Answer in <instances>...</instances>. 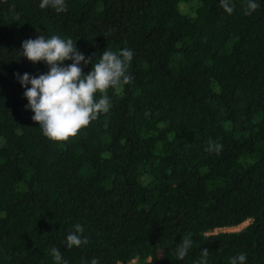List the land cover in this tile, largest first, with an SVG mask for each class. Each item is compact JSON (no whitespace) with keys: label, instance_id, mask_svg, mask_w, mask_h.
Returning a JSON list of instances; mask_svg holds the SVG:
<instances>
[{"label":"trees","instance_id":"1","mask_svg":"<svg viewBox=\"0 0 264 264\" xmlns=\"http://www.w3.org/2000/svg\"><path fill=\"white\" fill-rule=\"evenodd\" d=\"M66 3L0 0V264H55L52 247L68 264H195L201 248L209 264L240 252L264 264V3L251 15L247 0L232 14L219 0ZM40 35L93 59L134 52L109 111L64 141L31 119L14 75L47 71L18 51ZM76 223L87 243L69 249Z\"/></svg>","mask_w":264,"mask_h":264},{"label":"clouds","instance_id":"2","mask_svg":"<svg viewBox=\"0 0 264 264\" xmlns=\"http://www.w3.org/2000/svg\"><path fill=\"white\" fill-rule=\"evenodd\" d=\"M227 14L235 8L234 0H219ZM264 0H247L245 14L251 15ZM41 9L51 8L57 13L66 12V0H39ZM108 35V34H105ZM19 56L32 61H42L47 71L39 75L28 72L14 73L27 103L25 107L33 113L31 119L39 122V127L48 138L64 141L75 136L82 127L97 119L98 115L107 113L111 107V99L107 90H117L121 85L129 84L133 77L128 74L129 63L133 60L132 49L124 47L117 51L103 50L93 59L80 52L76 41L61 38L57 35H40L22 41ZM65 61L71 63L65 64ZM91 63L89 71L84 72L83 66ZM96 93H100L96 97ZM222 144L209 142L208 151L219 153ZM84 228L80 223L73 225L65 239L66 248L79 247L87 243L82 236ZM193 244L191 237L183 238L171 250V255L183 260ZM50 255L55 264H68L60 249L52 247ZM90 264H99L92 258ZM195 264H209V249L201 248L200 258ZM229 264H247V254L240 252L229 258Z\"/></svg>","mask_w":264,"mask_h":264},{"label":"rangeland","instance_id":"3","mask_svg":"<svg viewBox=\"0 0 264 264\" xmlns=\"http://www.w3.org/2000/svg\"><path fill=\"white\" fill-rule=\"evenodd\" d=\"M248 223H249V220H246V221H244L243 223L239 224V225L236 226V227L217 229V231H220V230H221V231H224V230H227V231L235 230V231H237V230L242 229V228H243L244 226H246Z\"/></svg>","mask_w":264,"mask_h":264},{"label":"built area","instance_id":"4","mask_svg":"<svg viewBox=\"0 0 264 264\" xmlns=\"http://www.w3.org/2000/svg\"><path fill=\"white\" fill-rule=\"evenodd\" d=\"M119 264H122V263H119ZM126 264H137V263L134 260H132V261L126 263Z\"/></svg>","mask_w":264,"mask_h":264}]
</instances>
